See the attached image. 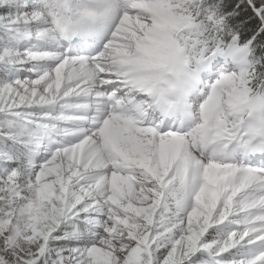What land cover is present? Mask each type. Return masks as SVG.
<instances>
[{
  "label": "snow or ice",
  "instance_id": "snow-or-ice-1",
  "mask_svg": "<svg viewBox=\"0 0 264 264\" xmlns=\"http://www.w3.org/2000/svg\"><path fill=\"white\" fill-rule=\"evenodd\" d=\"M0 264H264V0H0Z\"/></svg>",
  "mask_w": 264,
  "mask_h": 264
}]
</instances>
